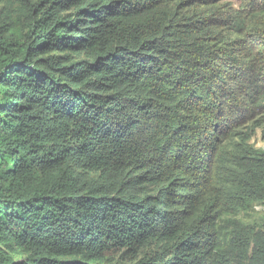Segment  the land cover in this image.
<instances>
[{
	"label": "trees",
	"instance_id": "1",
	"mask_svg": "<svg viewBox=\"0 0 264 264\" xmlns=\"http://www.w3.org/2000/svg\"><path fill=\"white\" fill-rule=\"evenodd\" d=\"M256 130L264 0H0V264H264Z\"/></svg>",
	"mask_w": 264,
	"mask_h": 264
},
{
	"label": "rangeland",
	"instance_id": "2",
	"mask_svg": "<svg viewBox=\"0 0 264 264\" xmlns=\"http://www.w3.org/2000/svg\"><path fill=\"white\" fill-rule=\"evenodd\" d=\"M249 144L254 148V149H259L264 151V137L260 133V131H254L253 134L251 135V139L249 140ZM254 211L257 213L264 212V206H258L256 205L254 207ZM254 215V214H252Z\"/></svg>",
	"mask_w": 264,
	"mask_h": 264
},
{
	"label": "clouds",
	"instance_id": "3",
	"mask_svg": "<svg viewBox=\"0 0 264 264\" xmlns=\"http://www.w3.org/2000/svg\"><path fill=\"white\" fill-rule=\"evenodd\" d=\"M256 131H258V130H256Z\"/></svg>",
	"mask_w": 264,
	"mask_h": 264
}]
</instances>
